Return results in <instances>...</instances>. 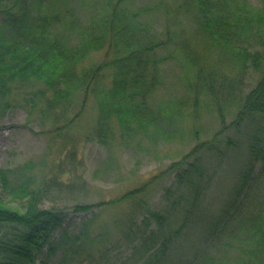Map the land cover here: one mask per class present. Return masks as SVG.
Wrapping results in <instances>:
<instances>
[{
	"label": "rangeland",
	"instance_id": "374dc122",
	"mask_svg": "<svg viewBox=\"0 0 264 264\" xmlns=\"http://www.w3.org/2000/svg\"><path fill=\"white\" fill-rule=\"evenodd\" d=\"M109 1L26 0L30 15H49L54 32L70 36L74 44L85 27L105 17ZM247 1L252 6L264 7V0ZM189 2L126 0L124 3L129 12L139 13L142 26L150 27L161 44L142 57L146 63L143 86L149 103L165 113L158 121L164 126L163 132L154 136L137 132L122 137L117 128L108 130L105 121L100 120L95 97L84 102L78 93L72 103L48 107L45 98L51 99L52 93L37 83L16 82L7 95L0 96V170L9 171L13 184L25 176L35 177L36 186L46 190L40 208L57 209L68 215L64 227L52 239V244L58 247L57 253L51 257L44 254L37 264H140V256H132L136 237L126 231L132 215L139 224L140 206L102 210L87 229L83 222L102 207L86 213H77L74 208L116 200L130 190L145 186L143 201L150 208L170 209L177 194L169 197V201L164 195L175 183L176 173L165 171L204 143L211 146L199 152L204 167L200 172L207 180L205 197L198 208L188 213L186 222L182 209L185 205H174L178 210L171 216L168 228L177 229L182 223L184 226L181 234L170 240V247L159 264L245 263L246 236L250 229L241 228L240 223L246 225L253 218L250 223L253 224L260 208L264 218L262 162L256 164L254 180L240 195L245 197V204L250 203V208L236 213L232 205L229 219L233 226L217 231L210 228L230 206L228 201L235 197L233 188L248 162L250 140L255 135H264V124L255 119L246 117L236 124L241 100L255 88L261 74L250 67L243 70L225 51L213 46L199 31ZM263 49V45L254 46L258 53ZM110 59L106 49L94 51L80 64V71L101 66ZM113 69L114 66L109 67L106 79L101 80L105 86L112 84ZM201 76L213 85V91L200 86ZM33 101L39 106L30 112L28 107ZM102 123L105 125L100 132ZM0 195L8 208L25 212V200L9 197L1 183ZM197 209H200L198 214ZM195 214L200 216L193 218ZM84 230L90 238L75 244L73 238ZM63 232L71 239L61 242ZM212 232L215 237L209 235ZM2 234L0 231V239Z\"/></svg>",
	"mask_w": 264,
	"mask_h": 264
},
{
	"label": "trees",
	"instance_id": "16d2710c",
	"mask_svg": "<svg viewBox=\"0 0 264 264\" xmlns=\"http://www.w3.org/2000/svg\"><path fill=\"white\" fill-rule=\"evenodd\" d=\"M125 1H109L105 6V17L85 27L81 38L74 44L70 36L54 32V23L49 15H30L26 0H0V96L7 95L16 82L37 83L52 93L51 99L45 98L48 107L72 103L78 93L83 96L84 102L95 97L100 120L105 121L108 130L117 128L122 137L126 134L136 135L137 132L150 136L163 132L164 126L158 121L165 113L149 103L143 86L146 63L142 57L161 44L154 38L150 27L142 26L139 13L126 9ZM189 1L199 31L209 42L225 51L243 70L250 67L258 69L261 74L255 88L241 100L236 124L246 117L264 124V49L260 53L254 50L258 44L264 46V7L252 6L247 0ZM38 8L42 10V3H39ZM104 49L111 56L107 63L80 71V64L92 52ZM112 66L115 67L112 84L105 86L101 80L106 79L105 72ZM201 78L200 86H206V91L209 88L213 91V85ZM38 106L33 101L28 108L31 112ZM63 115L59 114L58 117L62 118ZM221 116V122L224 123V116ZM100 125L101 132L105 124ZM205 148L211 146L207 143L197 146L165 171L176 173L175 183L164 195L169 201V197L177 194L170 209L157 211L150 208L143 201L147 189L143 186L130 190L116 200L103 201L95 206H76L74 211L86 213L102 207L91 219L83 222L87 229L97 215L102 214V210L123 205H130L131 208L140 206L139 224L132 215L126 229L136 237L132 256L139 255L140 264H159L170 247V240L181 234L184 226L182 223L177 229L168 228L171 216L178 210L174 205H185L182 209L186 222L190 216L188 213L198 208L199 202L205 197L207 180L200 172L204 167L202 158H199V152ZM247 155L248 162L238 174L233 188L235 197L228 201L230 206L211 224L210 231L226 230V227L233 226V221L229 219L232 205L236 213L250 208V203L245 204V197L240 195L247 191L254 180L256 164L262 162L264 167V135H255L250 140ZM8 173L7 170H0L2 190L9 197L25 200V212L8 208L0 195V231L3 233L0 239V264H37L44 254L51 257L57 253L58 247L52 244V239L64 227L68 215L57 209L40 208L46 190L36 186L33 182L35 177L25 176L19 183L13 184ZM259 210L253 224H250L253 218L248 219L246 225L240 223L241 228L245 226L250 229L246 236L248 248L244 251V264H264V218L261 217L262 209ZM199 211L197 209V214ZM250 211L254 215L255 212ZM198 216L195 214L192 217ZM209 235L215 237L213 232ZM89 238L90 235L84 230L73 238V242L81 244ZM66 239L70 240L71 237L63 232L60 241Z\"/></svg>",
	"mask_w": 264,
	"mask_h": 264
}]
</instances>
